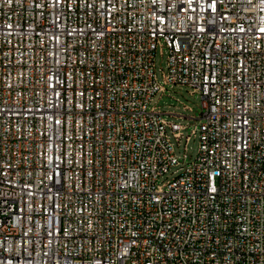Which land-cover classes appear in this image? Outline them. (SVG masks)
<instances>
[{
	"label": "built area",
	"instance_id": "built-area-1",
	"mask_svg": "<svg viewBox=\"0 0 264 264\" xmlns=\"http://www.w3.org/2000/svg\"><path fill=\"white\" fill-rule=\"evenodd\" d=\"M0 264H264V0H0Z\"/></svg>",
	"mask_w": 264,
	"mask_h": 264
},
{
	"label": "rangeland",
	"instance_id": "rangeland-1",
	"mask_svg": "<svg viewBox=\"0 0 264 264\" xmlns=\"http://www.w3.org/2000/svg\"><path fill=\"white\" fill-rule=\"evenodd\" d=\"M154 61L157 76L161 79V69H166V47H161V49L158 47L156 49ZM165 87V91L156 92L152 96L148 105L158 106L160 110H164L167 113L166 117L169 120L186 125V128L182 130L183 136L180 138L179 143H177V140L169 133L174 144L176 155L180 161L186 163L195 158L198 150V136L191 135L187 142L185 136L190 134L194 125L200 122L197 117H199L201 111V96L188 85H166ZM172 113H177L179 115ZM184 154L186 156L185 159L183 157ZM174 168L175 167H172L168 172L164 173L159 178V183L171 178Z\"/></svg>",
	"mask_w": 264,
	"mask_h": 264
}]
</instances>
